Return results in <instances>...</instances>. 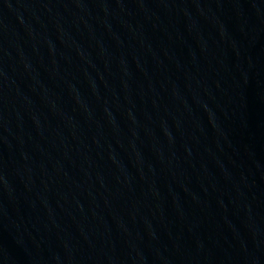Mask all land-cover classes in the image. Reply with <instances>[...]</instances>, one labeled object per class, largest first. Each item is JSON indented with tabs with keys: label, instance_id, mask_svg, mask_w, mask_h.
Here are the masks:
<instances>
[{
	"label": "water",
	"instance_id": "obj_1",
	"mask_svg": "<svg viewBox=\"0 0 264 264\" xmlns=\"http://www.w3.org/2000/svg\"><path fill=\"white\" fill-rule=\"evenodd\" d=\"M0 264H264V0H0Z\"/></svg>",
	"mask_w": 264,
	"mask_h": 264
}]
</instances>
